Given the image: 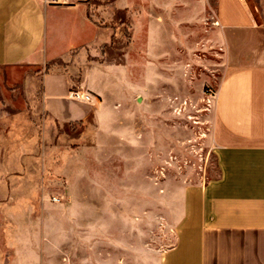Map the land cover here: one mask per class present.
I'll list each match as a JSON object with an SVG mask.
<instances>
[{"label":"rangeland","instance_id":"obj_1","mask_svg":"<svg viewBox=\"0 0 264 264\" xmlns=\"http://www.w3.org/2000/svg\"><path fill=\"white\" fill-rule=\"evenodd\" d=\"M82 1L111 27L102 46L0 67V264H158L188 197L221 178L217 0ZM64 73L86 119L44 109L45 76Z\"/></svg>","mask_w":264,"mask_h":264},{"label":"crops","instance_id":"obj_2","mask_svg":"<svg viewBox=\"0 0 264 264\" xmlns=\"http://www.w3.org/2000/svg\"><path fill=\"white\" fill-rule=\"evenodd\" d=\"M254 5L217 0L225 64L212 143L221 178L188 197L176 241L158 264H264V0ZM89 12L82 0H0V67H40L75 57L89 43L102 46L98 33L111 27L95 24ZM71 84L66 73L44 79V109L61 123L93 110L70 97Z\"/></svg>","mask_w":264,"mask_h":264},{"label":"built area","instance_id":"obj_3","mask_svg":"<svg viewBox=\"0 0 264 264\" xmlns=\"http://www.w3.org/2000/svg\"><path fill=\"white\" fill-rule=\"evenodd\" d=\"M242 1H245V0H242ZM50 2L54 4H63V3H66L67 0H50ZM73 98L77 100H87V101L90 100V97L84 96L80 93H76L75 95H73Z\"/></svg>","mask_w":264,"mask_h":264},{"label":"trees","instance_id":"obj_4","mask_svg":"<svg viewBox=\"0 0 264 264\" xmlns=\"http://www.w3.org/2000/svg\"><path fill=\"white\" fill-rule=\"evenodd\" d=\"M89 18H90V15H89ZM91 19V18H90ZM94 22V21H93ZM96 24V22H94Z\"/></svg>","mask_w":264,"mask_h":264}]
</instances>
